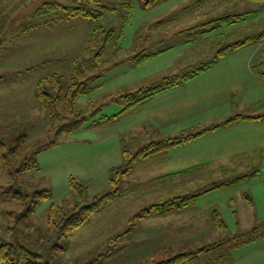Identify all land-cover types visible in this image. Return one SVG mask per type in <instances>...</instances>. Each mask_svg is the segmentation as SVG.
Here are the masks:
<instances>
[{
	"label": "rangeland",
	"instance_id": "obj_1",
	"mask_svg": "<svg viewBox=\"0 0 264 264\" xmlns=\"http://www.w3.org/2000/svg\"><path fill=\"white\" fill-rule=\"evenodd\" d=\"M44 1L0 0V20L6 19L0 38V241L19 242L40 254L43 263L156 264L224 239L231 250L186 264H207L209 259L215 264H264V119L233 122L166 153L139 157L129 172L124 154L126 149L138 153L149 143L211 128L238 114L264 115V71L256 64L264 61V40L218 56L232 42L264 31V0H160L153 7L145 6L146 0H132L131 5L103 0L116 8L101 20L115 34L96 69L88 65L85 50L94 21L34 17ZM243 12H248L244 20L212 32L189 29ZM141 54L150 56L140 62L127 60ZM77 59L87 71L78 80L104 70L77 100L82 111L90 105L100 111L85 126L61 136L59 144L43 149L56 135L36 96L38 80L57 73L70 85ZM208 64L179 87L155 95L109 124L92 126L94 119L121 111L123 105L114 99L119 94ZM205 152L213 162L202 163L210 169L194 179L200 186L190 185L193 176L186 173L173 184L147 180L186 170L193 166L191 159L203 161ZM34 163L38 169L22 171ZM257 169V176L203 193L185 210L151 216L135 226L130 222L152 203ZM72 178L87 186L88 202L117 189L119 196L73 237L60 241L50 212L53 205L73 212L77 199ZM17 189L29 197L16 200L11 192ZM45 190L49 198H36L38 206L27 211L34 195ZM215 210L228 227L225 232L215 225ZM168 223L176 229H166ZM57 244L68 251L61 257L54 253L51 260L49 250Z\"/></svg>",
	"mask_w": 264,
	"mask_h": 264
},
{
	"label": "trees",
	"instance_id": "obj_2",
	"mask_svg": "<svg viewBox=\"0 0 264 264\" xmlns=\"http://www.w3.org/2000/svg\"><path fill=\"white\" fill-rule=\"evenodd\" d=\"M123 1L125 5H131L132 0ZM159 2L160 0H146L145 6L153 7ZM115 11L116 8L104 5L103 0H47L44 1L37 9L34 17L39 18L52 15L56 21L78 18H82L84 20H93L95 25L88 46L85 50L88 56V65L91 67V69H96L99 68L97 62H100L101 58L106 54L107 47L112 42L115 34L113 29H106L101 23V20L107 14ZM247 15L248 12L229 13L205 23H198L189 29H200L202 33L212 32L216 30L218 26L233 24L235 22L244 20ZM5 26L6 19L0 20V38L5 33ZM262 40H264V31L258 33L257 35L248 36L245 39L232 42L228 46L221 48L218 51V56L230 50L252 45ZM149 56V54H141L137 56H130L127 60L140 62ZM75 63V72L72 76V83L68 86L64 84L62 77L57 73L52 74L50 77H42L38 80L36 96L42 106L46 109L56 135L55 140L42 146L43 149L59 144L58 140L61 136L73 133L80 127L85 126L89 118L93 117L98 111H100L99 109L94 111L92 108L93 105H90L87 109L82 111L78 108L77 100L81 94L86 93L91 86H94V82L98 81L103 76L102 71L104 70L101 71L102 73L99 72V74L90 75L83 80H78L84 78L87 71H85L86 69L83 67L81 61L77 59ZM256 64L261 66L264 71V61L259 60L256 62ZM208 66L209 64L204 65L203 67L198 68L197 71L186 72L183 75L174 74L172 76L165 77L162 79V81H160V83L142 88L137 92H126L119 94L118 96L114 97V99L119 100V102H121L123 105L121 111L113 116L105 115L97 120L94 119L92 126H103L117 120L120 115L125 114L134 107L146 102L155 95H159L162 92L179 87L181 84H184V82H187L188 80L195 77L199 72L205 70V68ZM263 119L264 115L255 116L238 114L225 119L219 124L213 125L211 128H204L196 133H189L178 137H169L159 142L149 143L141 148L138 153H132L126 149L124 154L127 158L126 161L128 163V168L125 170V172H129L131 169H133L134 161L139 157H148L169 151L177 145L188 143L198 137L203 136L210 130H216L233 122H245L251 120L257 121ZM31 167L38 169L36 163H34V165L26 164V168L23 166L22 171L30 169ZM258 174L259 169L253 171L251 174L235 177L223 183H215L214 185L210 186L209 189L201 193L199 192L191 195L175 196L173 198L152 203L148 207L143 208L141 211L136 213L130 219V222L133 226H135L136 223L152 215H160L185 209L190 205V203L195 201L203 193L222 186L236 185L239 182L246 181L250 177L257 176ZM112 181L116 183L115 180L112 179ZM71 184L74 188L77 199V203L73 212L68 214L62 207H57L56 205L51 207L50 212V223L56 227L57 240L60 241L69 240L71 237H73L76 231L83 227L95 213L102 211L107 204L119 196L117 189V191L96 197L94 201L88 202L89 193L87 186L80 183L75 178L71 179ZM11 194L18 201H23L29 197L27 194H24L21 189L14 190L11 192ZM33 198L35 201H33L31 207L26 209L27 211L32 212L35 210V208L38 206L37 199H48L49 192L46 190L43 192H38ZM215 225L218 230L222 232H225L228 228L217 210H215ZM227 242L223 239L217 243L203 248L189 251L186 250L178 253L169 260L157 262L156 264H186L192 259L207 257L208 254L213 256L214 251H229L228 249L231 250L232 246L225 245ZM67 251L68 249L66 246L61 244L53 245L49 250V257L52 260L54 259V253L61 257ZM41 258L42 256L40 254L30 250L19 242L7 243L0 241V264H52L51 261L43 263Z\"/></svg>",
	"mask_w": 264,
	"mask_h": 264
},
{
	"label": "crops",
	"instance_id": "obj_3",
	"mask_svg": "<svg viewBox=\"0 0 264 264\" xmlns=\"http://www.w3.org/2000/svg\"><path fill=\"white\" fill-rule=\"evenodd\" d=\"M254 121H256V120H251V121H245V122H234V123H240V124H244V123H246V122H250V123H252V122H254ZM231 124V123H230ZM228 126H229V124H227ZM228 126H223V127H220V131H222L223 130V128L225 129V127H228ZM219 129V128H218ZM214 132L215 131H218V130H213ZM207 135V133L206 134H204L203 136H201V137H205ZM197 139V138H196ZM199 139V138H198ZM192 141H194V140H192ZM192 141H190V142H192ZM166 152H168V151H166ZM166 152H162V153H166ZM159 154H161V153H159ZM158 155V154H157ZM210 154H208L207 152H205V155H204V159H200V160H203V161H201V162H197L196 160H192L191 159V164L193 165V166H190V167H188L186 170H180V171H177V172H166V173H162V175H158V176H155V177H149L150 179H147V180H152L153 182H155V181H159V183H161V184H165V183H176L177 181H181V179H179L178 177L180 176V173L181 172H184V171H186V172H184V173H186L187 175H189V174H191L192 176H193V178H191V180H188L189 182H190V185H194V184H197L196 186H200L199 185V183H196L195 182V178L196 177H201L200 175H201V173H203V172H205V171H208V170H205V169H210L209 168V166H205L206 164H202V163H206V162H208V163H211V162H213L212 160V158H211V156H209ZM194 164H196L195 166H194ZM206 167V168H205ZM220 168V167H219ZM221 168H223V166H221ZM188 170V171H187ZM186 175V176H187ZM186 176H184V177H186ZM181 177V176H180ZM183 177V178H184ZM151 178H153V179H151ZM187 178V177H186ZM168 179V180H167ZM157 183V182H156ZM215 183H218V182H213V183H210V184H208V185H210V186H212V185H214ZM210 187L208 186L206 189H203V190H201V191H199L200 193L201 192H204L205 190H207V189H209ZM199 192H196V193H199ZM209 192V191H208ZM196 193H191V194H196ZM191 194H186V195H191ZM175 196H178V195H175ZM180 196H184V195H180ZM246 197L251 201V198L249 197V196H247L246 195ZM169 198H171V197H169ZM187 208V207H186ZM183 210V209H182ZM185 210V209H184ZM180 211V210H179ZM173 212H176V211H172V212H168V213H165V214H160V216L161 217H166L169 213H173ZM152 216H159V215H152ZM151 217V216H150ZM144 220V219H143ZM170 224L168 223L167 225H165V227H166V229H176V228H173V226H169ZM176 227V226H175ZM177 229H179V227H177ZM226 245V244H225ZM206 246H208V245H206ZM224 248H225V246H223ZM186 251V250H185ZM183 252V251H182ZM210 256V254H208V257ZM172 257H174V256H171L170 258H172ZM205 259V257H201V258H199V260L200 259ZM229 258V257H228ZM202 259V260H203ZM206 260H208V258H206L205 260H204V262L206 261ZM227 260H231L230 258L229 259H227ZM209 261L211 262H209V263H207V264H215L214 262L215 261H212V260H210L209 259ZM225 261V259L224 258H222V259H220L219 260V262L220 263H223Z\"/></svg>",
	"mask_w": 264,
	"mask_h": 264
}]
</instances>
